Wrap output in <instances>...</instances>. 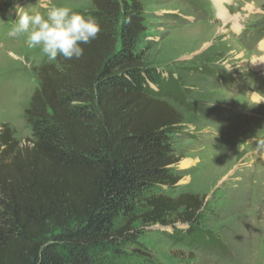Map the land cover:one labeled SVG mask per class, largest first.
Here are the masks:
<instances>
[{"label": "trees", "instance_id": "16d2710c", "mask_svg": "<svg viewBox=\"0 0 264 264\" xmlns=\"http://www.w3.org/2000/svg\"><path fill=\"white\" fill-rule=\"evenodd\" d=\"M91 1L84 55L34 68L26 144L0 125V264H136L146 225L223 247L196 224L203 198L159 192L182 178L174 139L192 118L181 74L144 62L143 3Z\"/></svg>", "mask_w": 264, "mask_h": 264}, {"label": "rangeland", "instance_id": "374dc122", "mask_svg": "<svg viewBox=\"0 0 264 264\" xmlns=\"http://www.w3.org/2000/svg\"><path fill=\"white\" fill-rule=\"evenodd\" d=\"M57 2L85 15L92 8L91 0H0V125L10 123L22 145L31 137L25 110L39 85L34 68L46 60L26 35H9L15 7L43 12ZM141 2L144 62L181 74V109L192 118L174 139L182 178L159 192L203 198L196 224L223 247L192 246L172 228L146 225V255L125 252L136 264H264V101L248 104L264 95V0H233L225 15L223 1Z\"/></svg>", "mask_w": 264, "mask_h": 264}, {"label": "clouds", "instance_id": "9594fccd", "mask_svg": "<svg viewBox=\"0 0 264 264\" xmlns=\"http://www.w3.org/2000/svg\"><path fill=\"white\" fill-rule=\"evenodd\" d=\"M15 12L16 19L9 35H26L27 45L38 48L46 62H55L58 56L66 60L80 59L84 55L82 45L91 43L101 31V25L94 17L59 2L43 12L17 5ZM262 101L264 95L248 104L256 105Z\"/></svg>", "mask_w": 264, "mask_h": 264}, {"label": "bare ground", "instance_id": "6f19581e", "mask_svg": "<svg viewBox=\"0 0 264 264\" xmlns=\"http://www.w3.org/2000/svg\"><path fill=\"white\" fill-rule=\"evenodd\" d=\"M216 2H218L217 4H219V2L223 1L220 5H218V8L223 12V15H225V10H226V4H232L233 0H215ZM225 2V4H224ZM227 12V11H226Z\"/></svg>", "mask_w": 264, "mask_h": 264}]
</instances>
